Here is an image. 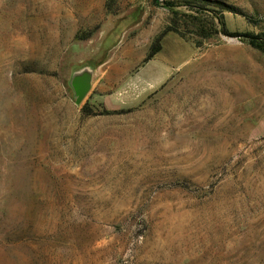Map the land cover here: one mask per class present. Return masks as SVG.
<instances>
[{
  "label": "rangeland",
  "instance_id": "rangeland-1",
  "mask_svg": "<svg viewBox=\"0 0 264 264\" xmlns=\"http://www.w3.org/2000/svg\"><path fill=\"white\" fill-rule=\"evenodd\" d=\"M164 1L0 0V264H264V52L168 32L144 63ZM220 1L264 38V0ZM122 21L75 104L69 58Z\"/></svg>",
  "mask_w": 264,
  "mask_h": 264
},
{
  "label": "trees",
  "instance_id": "trees-1",
  "mask_svg": "<svg viewBox=\"0 0 264 264\" xmlns=\"http://www.w3.org/2000/svg\"><path fill=\"white\" fill-rule=\"evenodd\" d=\"M154 1L155 3H159V0ZM164 5L172 12L170 23L157 36L156 42L151 46L145 61L151 59L161 50V40L168 32H175L184 39L190 32L202 39L218 33L232 36L247 35L249 43L253 47L264 52V38L260 40L259 38L261 37L256 35L230 32L228 30L225 20V11H232V8L220 0H181L179 4L174 0H165ZM181 6H184L186 10H179ZM182 17H184L185 23L181 22ZM190 27H193V30H190Z\"/></svg>",
  "mask_w": 264,
  "mask_h": 264
},
{
  "label": "water",
  "instance_id": "water-1",
  "mask_svg": "<svg viewBox=\"0 0 264 264\" xmlns=\"http://www.w3.org/2000/svg\"><path fill=\"white\" fill-rule=\"evenodd\" d=\"M125 28L126 22L121 26L118 24L114 27L104 39L105 43L100 51L69 58L67 86L75 104H82L90 93L96 80L97 71L104 61V53L120 41Z\"/></svg>",
  "mask_w": 264,
  "mask_h": 264
},
{
  "label": "crops",
  "instance_id": "crops-1",
  "mask_svg": "<svg viewBox=\"0 0 264 264\" xmlns=\"http://www.w3.org/2000/svg\"><path fill=\"white\" fill-rule=\"evenodd\" d=\"M149 60H151V59H149ZM149 60H147V61H149ZM147 61H145L144 63H146ZM263 65H261V64H253V63L248 64V67L251 68V70H258L257 79H258V85L259 86H261V84L264 86V66ZM261 71H263L262 74H261ZM138 72H139V68H138V70H137V72L135 74H137ZM172 77H174L173 74L171 76L167 77V75H165V73H164L163 75L159 76L157 80H154V79L153 80H149V83L147 85H144L142 90L143 91H147V90L150 91L151 89H154V88L160 86L161 84H164L166 81L170 80ZM246 80H247V78H246ZM250 80H251V78L246 81V83L249 86H251V83L254 84V78H252L251 81ZM262 90H264V89L263 88L262 89L259 88L257 91L261 92Z\"/></svg>",
  "mask_w": 264,
  "mask_h": 264
},
{
  "label": "bare ground",
  "instance_id": "bare-ground-1",
  "mask_svg": "<svg viewBox=\"0 0 264 264\" xmlns=\"http://www.w3.org/2000/svg\"><path fill=\"white\" fill-rule=\"evenodd\" d=\"M214 83V82H213ZM198 87V86H197ZM196 88V87H195Z\"/></svg>",
  "mask_w": 264,
  "mask_h": 264
}]
</instances>
